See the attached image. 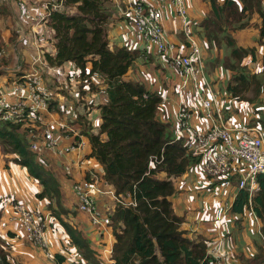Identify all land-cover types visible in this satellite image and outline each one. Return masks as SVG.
Here are the masks:
<instances>
[{
    "label": "trees",
    "instance_id": "16d2710c",
    "mask_svg": "<svg viewBox=\"0 0 264 264\" xmlns=\"http://www.w3.org/2000/svg\"><path fill=\"white\" fill-rule=\"evenodd\" d=\"M109 1L67 0L69 5L77 7L79 14L53 15L51 25L55 29L57 54L50 61L55 65L75 62L83 72L91 64L92 72L106 78L107 103L97 107L101 112L98 132H87L93 127L85 115H80V120H85L83 132L92 148L88 158H94L103 167L106 182L117 194H131L136 201L135 206L119 204L112 215L115 243L111 259L114 264H216L207 253V241L201 236L191 239L186 230L181 229L186 217L175 212L171 199L176 193L174 178L200 164L201 158L192 155L184 137L177 138L171 122L159 119L162 93L143 82L125 79L145 51L128 45H111L107 22L112 10L107 11L105 7ZM209 1L211 11L201 24V32L210 48L219 53L226 45L231 59L242 62L251 56L252 61H256L259 53L256 46L238 45L233 34L247 29L257 31L259 40L264 43V0ZM4 12L5 9L0 8V15ZM254 18L256 23L252 25ZM227 68L236 71L238 64ZM233 73L236 84L230 82L227 89L234 97L247 101L243 94L249 88L256 95L264 93V76L256 72L251 76L244 72ZM3 74L0 71V76ZM253 121L252 118L250 122ZM254 124L264 129V114ZM20 130L18 123L0 121V141L5 155L25 167L42 186L37 197L48 201V207L54 210H50L52 215L59 219L83 259L102 264L80 230L62 216L68 213L61 206L60 183L47 164L30 150L29 141ZM152 160L156 164L150 168ZM161 173L166 177L159 178ZM258 182L260 191L255 200L264 236V173L258 175ZM248 197L247 190L238 189L232 211L244 213ZM8 256L9 252L0 247V264H11ZM57 257L63 261L62 255ZM246 264H264V249Z\"/></svg>",
    "mask_w": 264,
    "mask_h": 264
},
{
    "label": "built area",
    "instance_id": "2783aa9c",
    "mask_svg": "<svg viewBox=\"0 0 264 264\" xmlns=\"http://www.w3.org/2000/svg\"><path fill=\"white\" fill-rule=\"evenodd\" d=\"M5 2L11 10L7 22L10 38L2 35L0 58L5 57L14 65L10 64L6 70L0 68L6 76L5 82H0V120L20 124L21 130L27 133L30 150L40 158L63 160L67 176L74 178L76 170L82 172V178L72 180L78 210L90 217L93 226H113L112 215L116 207L119 204L135 206L136 201L131 194H117L115 188L106 182L103 167L94 158L84 156L90 142L83 132L85 128L79 121V115L73 113L71 106L69 110L66 109L67 102L60 94L53 93L45 81L48 76L57 91L62 88L57 78L72 85L85 82V85L94 88L99 96L107 100L106 78L99 72H92L91 64L83 72L75 62L55 65L50 61L57 54L55 29L51 25L53 15H77L79 11L77 7L69 5L67 0ZM168 2L173 4L182 23L185 45L176 44L165 32L163 7ZM117 6L141 48L166 57L171 67L182 74L184 80L178 85L182 103L190 90L189 81L193 82L191 84L197 93L204 117L210 120L211 127L207 130H194L191 136L177 138L186 139L188 150L193 156L201 158L200 165L211 180L236 176L237 189H245L249 193L247 208L257 214L258 204L255 199L260 191L258 175L264 173V132L251 125L235 130L227 125L218 94L208 82L204 54L200 41L191 30L186 0H136L129 5L117 3ZM0 62V67L6 64L1 59ZM55 104H60L61 112L55 108ZM64 110L71 112L69 119L60 117L59 113ZM178 119V130L190 126V114L185 108L179 110ZM87 132L98 131L92 128ZM214 148L216 151L211 154ZM155 160L150 163V168L155 167ZM90 161L95 163L91 164ZM103 197L111 201L105 209L99 205ZM11 208L14 213L11 220L21 225L24 239L30 244L40 245L51 257L53 253H50L45 240L46 223L42 212L18 201L12 203ZM104 251L106 258L110 259L113 248ZM207 253L216 264L226 260L218 245L209 247Z\"/></svg>",
    "mask_w": 264,
    "mask_h": 264
},
{
    "label": "crops",
    "instance_id": "0c3cea01",
    "mask_svg": "<svg viewBox=\"0 0 264 264\" xmlns=\"http://www.w3.org/2000/svg\"><path fill=\"white\" fill-rule=\"evenodd\" d=\"M114 8L112 9L111 22L108 24V37L110 39L111 45L115 46H123L128 45L132 48H141L136 41L135 34L133 30L129 27H126V19L124 16H121L118 11L117 3H121L123 5H129L134 3L136 0H112ZM223 2L224 0H219ZM186 5L188 9V13L191 17V30H195L198 32V36L200 37V44L202 47V52L205 56V60L211 57V54L215 52V48L208 45V41L204 38L201 24L204 19L209 15L211 11V4L209 0H186ZM8 11L5 21L6 28L5 33L3 34L5 37L10 38L9 28H7V22L9 20V14H11L10 7L8 5ZM163 26L166 34L178 45H185L186 39L184 34L182 33V23L177 17L175 8L172 3L168 2L163 7ZM194 35L197 37V34ZM249 30L238 31L234 33V37L238 38L240 41V45L245 46L248 43L249 38L252 37L256 40H259V33L253 34L250 32L251 37H247ZM239 33V34H237ZM2 36V34H1ZM252 41V39L250 40ZM254 41H252L253 43ZM167 64L170 68L171 65L169 60L166 57H161L156 55L155 53H150L145 51L144 55L140 58L137 64L132 67L129 72L126 74L125 79L136 80L145 83L150 89L157 90L163 95V103L160 107L158 117L163 122H171L174 125L176 136H191L192 131L194 130H207L211 127L210 120L206 119L202 113L201 108L197 105H193V100L196 99L193 95V92L189 90L183 99V103L180 100V96L178 93V85L176 80L170 81L160 80L155 76L150 75V70L155 68L164 73L163 65ZM175 70L178 75L182 74ZM158 73V71H157ZM52 77V76H50ZM212 77L217 81L218 87L220 89V93L222 91V87L220 86L221 76L219 72H216V75H212ZM60 81L62 88L57 91L50 83V78L47 76L45 81L50 85V88L53 90L52 92L60 94L64 101L67 102L66 109L69 110V106H71L73 113L80 115H85V117L91 123L93 130L96 132L99 130L101 124V112L97 108L99 105L107 103V100L103 96H99L94 88H90L85 85V82H82L78 85H72L69 82L61 81V79L57 78ZM222 101V100H221ZM73 104H72V103ZM221 112L227 115L228 112L232 114L230 120L227 121V125L229 128L240 129L244 128L248 125V123H243L250 118V111L248 107H240L231 100H224L221 102ZM185 108L189 114V124L190 126L186 129L180 131L177 126L179 123L178 112L181 108ZM55 108L61 112L60 104H55ZM173 112V116L171 120V113ZM60 117L63 119H69L72 114L70 111L64 110L63 113H59ZM243 116L242 123L239 118ZM81 125L86 128V124L84 121L79 120ZM235 132L234 134H236ZM90 142V141H89ZM216 149H212L210 151L213 154ZM92 152L91 144L85 150L84 156L90 155ZM3 156L2 153H0ZM0 156V157H1ZM4 159V157H2ZM0 158V168L4 167L7 171H9L12 176L13 174L23 175L28 180V184L23 187L22 190H16V183L13 182V186H15V190L13 192L7 191L9 186L6 182L0 181V222H6L4 224L6 228V232L3 234L8 238L7 247L0 244V247L4 248L6 252H9L8 261L12 264L13 257L17 256L13 252L8 250L9 244H12L10 239L14 237V239L21 236V240L24 239L23 232L21 229V225L15 222L8 221V216L13 213L11 209V205L13 200L26 204L30 208H37L42 212L44 217V221L46 223V232H45V240L48 243L49 249L56 254V259L48 260V264H92L87 260L83 259L81 253L78 251L77 247L73 244L70 236L64 231L61 223L59 224V219L55 218L48 207V201L42 200L37 197V193L42 190V186L33 179L28 173L27 169L18 164H10L8 165L5 162V159L2 160ZM41 161H44L47 164V168H49L57 177L60 187H61V206L68 213L63 214L62 216L72 225H74L78 230H80L82 236L90 243V247L93 249L96 258L102 264H114V261L106 258L105 249H112L115 243L114 236V227L110 226L107 228H98L93 226L90 217L87 214L80 212L77 208V199L72 200V196L75 198L74 191L72 188V180L75 178H71L67 176L63 169V160L59 158H40ZM90 163H95L94 161H90ZM98 163H96L97 165ZM104 173V170L102 169ZM76 177L82 178L84 174L80 171H75ZM3 176L0 169V177ZM159 178H165V174H159ZM22 178V177H21ZM233 180H211L203 171V168L200 164L193 166L190 168L184 175L174 178V183L176 187V193L171 197L173 202V207L175 212L178 215L185 216L186 222L182 225L181 229L186 230V235L191 239H197V237H203L207 243L208 248L213 245H218L221 254L226 257V260L222 264H246L248 259L254 258L257 255H261L264 249V236L261 231L262 221L258 218L257 214L252 213L248 208H245L244 213H234L232 211V206L236 195L238 193L237 183L238 180L236 176L232 177ZM76 179V178H75ZM235 181V182H234ZM23 182V180H22ZM26 182V181H25ZM219 184H223L226 188L222 192L225 196H227L226 201H217L215 198L214 189ZM193 189L198 190L197 199L200 200L201 192L204 191L206 193L205 202L213 201L212 206L207 208L206 210L201 209L197 202H195L193 196H191V191ZM30 196V199L28 197ZM176 200V203H174ZM9 203V204H8ZM219 203V204H218ZM224 203V208L222 206ZM111 204V201L108 197H103L100 200L99 205L101 208L105 209L107 206ZM41 207V208H40ZM209 211L211 213H209ZM225 214V217L223 215ZM8 221V222H7ZM1 224V223H0ZM252 227L253 231H238V225L240 228L243 226ZM259 225V226H258ZM255 228H259V231H255ZM0 233L2 230L0 229ZM7 234V235H6ZM0 238L1 235H0ZM15 245V244H14ZM26 247H17L20 252L29 253V257H32V261L30 264H40V259L36 257L38 249L34 247L33 244H26ZM51 247V248H50ZM24 248V249H23ZM68 252H71L70 256ZM60 254L63 257V261H61L57 255ZM23 257V255H21ZM19 256V257H21ZM21 257V258H22ZM25 258V257H24ZM28 263V264H29ZM23 264V263H22Z\"/></svg>",
    "mask_w": 264,
    "mask_h": 264
},
{
    "label": "rangeland",
    "instance_id": "374dc122",
    "mask_svg": "<svg viewBox=\"0 0 264 264\" xmlns=\"http://www.w3.org/2000/svg\"><path fill=\"white\" fill-rule=\"evenodd\" d=\"M105 7L107 8V11L112 10L114 8L113 1L111 0L108 3H106ZM0 8L1 9L4 8L5 11H6V12H4V15H0V39H1V41H3V37L1 36V34L2 35L6 34L5 33V28H6L5 19H6L7 16H5V15H7V12H8V5L5 2V0H0ZM111 19L112 18H110L109 21L107 22V28H108V24L112 21ZM254 23H256L255 18L252 21V25H254ZM126 27H128V29H129V26L127 24H126ZM247 30H249V29H247ZM249 31L253 32V34L256 33L255 31H252V30H249ZM193 32H195V30H193ZM250 32H248L247 37H251V35L249 34ZM196 34H197V39L200 40V37L198 36V32ZM237 34H239V33H237ZM233 36H234V34H233ZM251 39H252V41H254L253 43H252V41H250ZM251 39L249 38L248 43L245 45V47L252 48V47L256 46L257 52H259L258 53V59L256 61H252V57L251 56L246 57L242 62H238L237 60H233V59L230 58V49L226 45H223L222 50L219 53H217V55L216 54H211V57L207 58L205 60V70H206V75H207V78H208V82L211 84V86L213 87V89L216 92V94H218V99H219L220 104H222L221 103L222 101L227 99V100H231L232 102H235L239 106V108L240 107H246V108L248 107V110L250 111V118L247 121L243 120V123H248V125H249L250 120L253 118L254 121L250 122L251 126L259 127L264 132V129L260 125H255L254 124V122L257 121L259 118H261L263 116V114H264V93H260V94L256 95L255 91L252 88H249L243 94L244 96H246L248 98V100L246 101V100H242V99H239L237 97H234L227 89V85L230 82L233 83V84H236V82L234 81V77H235L234 75L235 74L233 72H235V73L244 72L248 76H251L253 73L256 72L260 77L264 76V43L262 41H260V40L254 39L253 37ZM237 40H238V45H240V41H239L238 38H237ZM139 45H141V44H139ZM1 46H3L2 43H0V49H1ZM212 53H216V51L212 52ZM0 59L3 60L6 63V64L1 65L0 68L2 70H6V68L10 64H12L11 61L7 60L5 57L4 58H0ZM225 64L228 65V66H225ZM232 64H238V69L236 71L227 68V67H230ZM13 65H14V63L12 64V66ZM163 68H164V73L163 74H162V71H159L156 68L154 70V68H152L150 70V75L151 76L153 75V76L159 78L160 80L168 79V80L173 81V82L176 80L177 85L182 83V81L184 80L182 75L177 77L178 73L175 70H173L172 68H170L167 64H164ZM157 71H158V73H157ZM216 72H219V74L221 76V79H220V86L222 87L221 93H220V89L218 87L217 81L212 77L213 74L216 75ZM5 78H6V76L2 75L0 77V82L4 83L5 82ZM191 83H193V82L190 80L189 81V84H190L189 87H190V90L193 92V95L196 98V99H192L193 100L192 101L193 105H197L198 108L200 106V108H201V104L199 102L197 93H196V91L193 88V85ZM201 113L204 116L202 108H201ZM224 115H225L224 116L225 120H230V118L232 116V114L230 112H228L227 115L224 113ZM172 116H173V112L171 113V117H169V118L171 120H174V119H172ZM242 119H243V116H241L239 118L241 123H242ZM0 121H2V120H0ZM19 132L23 133L24 135H26L25 137H27V133L26 132L24 133V131H22V130H20ZM0 153L3 154V156L0 155L1 156L0 158L2 159V157H4L5 162L8 165L16 164V162H14L12 160L11 156H6L5 155L6 150H5V147L3 146V144L1 143V141H0ZM4 159H2V160H4ZM0 169H1V172L3 174V176L0 177V181L6 182V184L9 186V188L7 189V191L9 192L8 194H10V192H13L15 190V186H13V182L16 183V190L17 191L22 190L23 187L28 184V182H27L28 180L23 175V173L20 174V175L19 174L18 175L13 174V176H12V174L9 171H7L4 167H1ZM74 177L76 179H78V176L76 177L75 173H74ZM22 180H23V182H22ZM221 188L224 190L226 188V186H223V184H219V186H216L215 189H214V192L216 193L214 195L215 196L214 200L216 199L219 202L220 201H226L227 198H228L227 196H225L223 194L224 192H222ZM197 193H198V190H196V189H193L191 191V193H190L191 196H193V198L195 200L194 203L197 202V205H199V207L201 209H204V210H206L207 208L210 209V207L212 206L214 200L210 201V199H209V201H207V203H206L205 202L206 193H204V191L201 192V194L203 196H201V199L198 200L197 199V197H198ZM28 199H30V196L28 197ZM71 199L75 200L76 197L74 198L72 196ZM174 203H176V200H174ZM222 206L224 208V203H222ZM50 210L54 212V210H52V209H50ZM58 211L61 212V209L59 208ZM209 213H211V212L209 211ZM12 216H13L12 213L8 216V221H10V223L12 222V220H11ZM223 217H225V214L223 215ZM0 223H1L0 224V229L2 230V233H0V235L2 237V238H0V244H2V245L7 247L6 244H7L8 238H3V237H6L4 235L5 234L4 232H6V228H5L4 224L6 222H2L1 221ZM59 224H60V222H59ZM242 226H243V224H242ZM251 228L252 227H249L248 225L247 226H243V228H240L239 225H238L237 229H238V231H253ZM255 231H259V228L258 229L255 228ZM21 238L22 237L19 236L18 238L16 237L14 239V237H11V239H10L12 244H9L8 250H10V252L14 251L15 254H16V252H18L17 256L15 255V258L14 257L12 258L13 259V263L12 264H22V263L23 264H28L29 262L32 261V257L31 256L29 257V255H28L29 253L23 252V254H22V252H20L18 250V248H17L18 246L19 247H26L25 245L27 243L30 244L25 239L21 240ZM34 247H36L38 249L36 257L38 259H40V264H48V260H52L53 258L56 259V256H55L56 254H54V252H53V255L50 257L48 252L45 253L43 248L40 245H34ZM50 253L52 254V251ZM68 253L70 255L71 252H68ZM21 255H23V257ZM19 256H21L22 258L19 257ZM4 263H5V261H4Z\"/></svg>",
    "mask_w": 264,
    "mask_h": 264
}]
</instances>
